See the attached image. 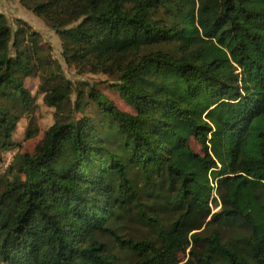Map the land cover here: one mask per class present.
<instances>
[{"label": "trees", "instance_id": "1", "mask_svg": "<svg viewBox=\"0 0 264 264\" xmlns=\"http://www.w3.org/2000/svg\"><path fill=\"white\" fill-rule=\"evenodd\" d=\"M21 1L134 114L0 14V169L33 110L26 79L56 111L5 171L0 264H264V0Z\"/></svg>", "mask_w": 264, "mask_h": 264}, {"label": "rangeland", "instance_id": "2", "mask_svg": "<svg viewBox=\"0 0 264 264\" xmlns=\"http://www.w3.org/2000/svg\"><path fill=\"white\" fill-rule=\"evenodd\" d=\"M0 14H4L7 17L9 25L13 31L17 30L19 21H24L35 31L39 32L42 36L43 46L46 49H51L53 59L60 63L65 77L75 86L80 84L95 85L100 92L113 101L122 111L134 114V110L122 100L117 91L113 90L115 81L112 78L103 74L87 73L82 75L74 67L68 66L65 63L62 56L61 40L58 34L46 21L26 9L21 0H0ZM40 85L41 81L39 78H28L25 80L26 88L34 97V106L31 113L23 115L18 123L17 130L14 133V144L3 153L5 162L9 161V164L12 163L18 153L32 154L38 142L43 138L44 132L55 123L56 111L54 108H50L44 103V94L40 90ZM75 101L76 93L72 96L71 103L73 104ZM32 117L35 118L37 122L39 135L36 138L29 139L27 138V133L30 125L29 122ZM191 147L196 153L202 154L201 145L196 140H192ZM5 171L6 170L3 168L0 169V191L4 189L6 179L4 177ZM218 209H220V206L216 210ZM123 224L125 227L123 230L125 232H133L132 230L134 229L140 230L141 232H146L147 230L146 227L137 224L135 221H125ZM195 248L199 251L201 250L200 246H195ZM116 252L125 261H131L134 258L132 255L119 249ZM188 258L189 256L185 257V260H188ZM194 264L200 263L194 258Z\"/></svg>", "mask_w": 264, "mask_h": 264}, {"label": "built area", "instance_id": "3", "mask_svg": "<svg viewBox=\"0 0 264 264\" xmlns=\"http://www.w3.org/2000/svg\"><path fill=\"white\" fill-rule=\"evenodd\" d=\"M8 165H9V161H6V162L2 165V168H3L4 170H6L7 167H8Z\"/></svg>", "mask_w": 264, "mask_h": 264}]
</instances>
